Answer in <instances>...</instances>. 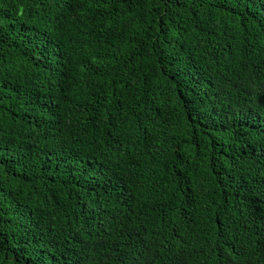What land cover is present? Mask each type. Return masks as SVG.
<instances>
[{"label": "trees", "instance_id": "16d2710c", "mask_svg": "<svg viewBox=\"0 0 264 264\" xmlns=\"http://www.w3.org/2000/svg\"><path fill=\"white\" fill-rule=\"evenodd\" d=\"M0 264H264V0H0Z\"/></svg>", "mask_w": 264, "mask_h": 264}]
</instances>
